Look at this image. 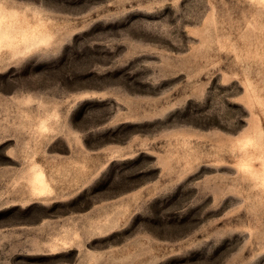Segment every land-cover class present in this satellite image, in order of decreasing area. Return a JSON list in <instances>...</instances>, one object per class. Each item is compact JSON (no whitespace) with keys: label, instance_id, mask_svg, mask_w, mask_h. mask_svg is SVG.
<instances>
[{"label":"rangeland","instance_id":"rangeland-1","mask_svg":"<svg viewBox=\"0 0 264 264\" xmlns=\"http://www.w3.org/2000/svg\"><path fill=\"white\" fill-rule=\"evenodd\" d=\"M0 24V264H264V0Z\"/></svg>","mask_w":264,"mask_h":264},{"label":"bare ground","instance_id":"bare-ground-1","mask_svg":"<svg viewBox=\"0 0 264 264\" xmlns=\"http://www.w3.org/2000/svg\"><path fill=\"white\" fill-rule=\"evenodd\" d=\"M1 25H2V24H0V26H1ZM7 33H10L9 30H6V28H1V27H0V40H1L2 38H4V36H5Z\"/></svg>","mask_w":264,"mask_h":264}]
</instances>
